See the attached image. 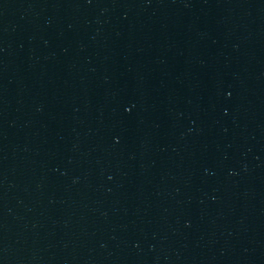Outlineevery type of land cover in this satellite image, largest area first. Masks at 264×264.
Returning a JSON list of instances; mask_svg holds the SVG:
<instances>
[{
  "label": "water",
  "instance_id": "obj_1",
  "mask_svg": "<svg viewBox=\"0 0 264 264\" xmlns=\"http://www.w3.org/2000/svg\"><path fill=\"white\" fill-rule=\"evenodd\" d=\"M185 0H0V264H175Z\"/></svg>",
  "mask_w": 264,
  "mask_h": 264
}]
</instances>
